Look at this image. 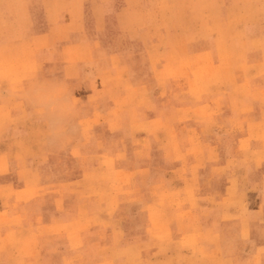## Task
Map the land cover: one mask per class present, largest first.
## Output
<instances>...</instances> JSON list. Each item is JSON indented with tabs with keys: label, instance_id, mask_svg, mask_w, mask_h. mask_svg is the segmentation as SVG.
<instances>
[{
	"label": "rangeland",
	"instance_id": "rangeland-1",
	"mask_svg": "<svg viewBox=\"0 0 264 264\" xmlns=\"http://www.w3.org/2000/svg\"><path fill=\"white\" fill-rule=\"evenodd\" d=\"M25 1L0 25V259L54 264L92 195L138 244L73 236L65 264H264V0Z\"/></svg>",
	"mask_w": 264,
	"mask_h": 264
},
{
	"label": "crops",
	"instance_id": "crops-1",
	"mask_svg": "<svg viewBox=\"0 0 264 264\" xmlns=\"http://www.w3.org/2000/svg\"><path fill=\"white\" fill-rule=\"evenodd\" d=\"M22 2H25V0H0V25L2 26L4 23V20H7L10 18V13L7 11L9 8L14 9L15 5L21 4ZM29 7V6H28ZM16 24V20L14 21ZM19 23V22H18ZM17 23V25H18ZM9 34L4 33V41L6 44H4L3 40L1 45H4L3 47L9 46ZM12 42H19L20 45H22V39L20 36L14 37ZM27 200V199H26ZM94 200L101 201L100 204V210H94L90 204V202H94ZM99 201V202H100ZM87 214L82 215L80 212L76 211L75 214L71 215L69 220H62L60 218V214H56V228H59V234H66V237L69 239L68 244L66 246H57L54 243H57L56 241L53 243V254L49 255L47 257L42 256L44 262L49 259H53L54 264H65L67 260L71 259V254L74 255L73 252V245H72V239L73 236H78L81 238V240L86 239L88 244H92L94 247L97 248H111L115 250H120L122 247H125L126 245H137L138 242L135 240V238L132 241H129L128 243L125 242V230L121 229L118 226V223L116 222V225H114L112 228L107 229L105 224L108 223V221L111 219L109 214L106 212L104 213V209L108 210L106 205L103 204L102 199L98 196H90L88 197V204L85 205ZM61 212V211H60ZM23 214V212H21ZM18 215V212L11 211L10 216L16 217ZM67 215L69 216L70 213L67 212ZM107 223H104V222ZM39 221H36L32 225V227L38 228ZM99 222L101 225L94 226ZM89 223V224H88ZM88 224L87 229H79L80 227L86 226ZM57 232V231H55ZM59 235V236H60ZM63 235V236H64ZM58 236V235H57ZM62 236V235H61ZM60 236V237H61ZM116 241V246H115ZM98 244V245H96ZM96 245V246H95ZM42 255V253L40 254ZM104 257V258H103ZM103 264L104 261H106L105 255L101 257ZM20 260L16 258H8V259H0V264H19ZM70 262V261H68ZM106 263V262H104ZM23 264H36V260L34 258H27Z\"/></svg>",
	"mask_w": 264,
	"mask_h": 264
}]
</instances>
